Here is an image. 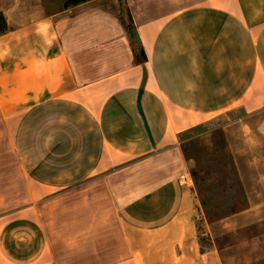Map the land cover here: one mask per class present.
Returning a JSON list of instances; mask_svg holds the SVG:
<instances>
[{"label":"crops","instance_id":"obj_1","mask_svg":"<svg viewBox=\"0 0 264 264\" xmlns=\"http://www.w3.org/2000/svg\"><path fill=\"white\" fill-rule=\"evenodd\" d=\"M127 6L131 36L117 0H0V264H223L181 147L216 121L246 201L221 224H264V0Z\"/></svg>","mask_w":264,"mask_h":264},{"label":"rangeland","instance_id":"obj_2","mask_svg":"<svg viewBox=\"0 0 264 264\" xmlns=\"http://www.w3.org/2000/svg\"><path fill=\"white\" fill-rule=\"evenodd\" d=\"M44 1L51 12L75 5L74 0ZM117 1L121 6V20L131 36L128 0ZM1 147L2 152L8 154L4 144ZM181 147L194 185L198 230L203 246H212L211 239L202 236L207 226L211 225L216 233L213 241L221 250L223 264H264V238L260 240L262 235H252L264 231V224L239 231L237 229L236 233L230 235L221 224L223 220L244 210L246 201L220 121L190 132ZM8 195L14 199L13 192ZM19 195L17 193L18 198Z\"/></svg>","mask_w":264,"mask_h":264},{"label":"trees","instance_id":"obj_3","mask_svg":"<svg viewBox=\"0 0 264 264\" xmlns=\"http://www.w3.org/2000/svg\"><path fill=\"white\" fill-rule=\"evenodd\" d=\"M84 1H87V0H74L73 2L77 4V3L84 2ZM6 32H7L6 21L4 17L2 16V14H0V35L5 34Z\"/></svg>","mask_w":264,"mask_h":264}]
</instances>
